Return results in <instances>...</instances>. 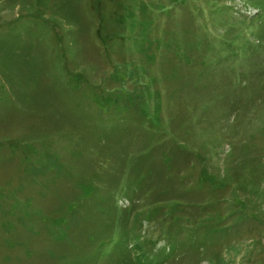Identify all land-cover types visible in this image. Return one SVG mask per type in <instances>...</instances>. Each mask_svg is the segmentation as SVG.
Segmentation results:
<instances>
[{"label":"rangeland","instance_id":"374dc122","mask_svg":"<svg viewBox=\"0 0 264 264\" xmlns=\"http://www.w3.org/2000/svg\"><path fill=\"white\" fill-rule=\"evenodd\" d=\"M0 264H264V0H0Z\"/></svg>","mask_w":264,"mask_h":264}]
</instances>
